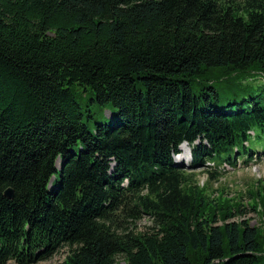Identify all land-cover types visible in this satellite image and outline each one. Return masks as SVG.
Returning a JSON list of instances; mask_svg holds the SVG:
<instances>
[{"label":"trees","instance_id":"16d2710c","mask_svg":"<svg viewBox=\"0 0 264 264\" xmlns=\"http://www.w3.org/2000/svg\"><path fill=\"white\" fill-rule=\"evenodd\" d=\"M253 75L264 0H0V264H264V187L252 224L173 157L253 155L264 82L236 80Z\"/></svg>","mask_w":264,"mask_h":264},{"label":"rangeland","instance_id":"374dc122","mask_svg":"<svg viewBox=\"0 0 264 264\" xmlns=\"http://www.w3.org/2000/svg\"><path fill=\"white\" fill-rule=\"evenodd\" d=\"M258 76L253 75V77H248L246 79H236L241 80L243 85H252L253 83L264 82L262 77L255 78ZM246 87V86H242ZM257 94V93H256ZM95 96L84 92L83 95L79 96L77 94L78 101L85 110H90L86 112V115L92 113V118L96 122L104 124H114L115 116L117 115L118 108L115 107L112 103L99 104L97 100H92ZM86 119V118H85ZM258 142L261 144L264 143V138H257ZM184 152L181 151L179 157L176 159H188L190 162V151L191 148L187 146H181ZM256 147L263 152L264 148H261L259 144L256 143ZM254 155V154H253ZM264 155V154H263ZM262 157V155H261ZM254 158L251 159V162ZM254 167H251L252 163L242 162L237 168H231L229 171L222 172L223 174L219 179L213 178L211 171L215 170L214 166L209 165H199L197 168L192 169L194 173V181L197 182L200 186L205 187L207 192L212 195V197H219L223 195L227 198L232 199H241L242 203L246 204V209L249 210V216L252 217L251 223H256L259 219L258 214L251 209L249 202L251 203L250 192L255 193L256 191H263L264 187V158H258ZM153 226L152 221L144 216L137 221V230L146 231L151 229ZM66 248L58 251L54 256L52 255L48 259L40 260L34 264H58L64 257ZM6 264H18L14 260L8 261ZM122 264H125L122 262Z\"/></svg>","mask_w":264,"mask_h":264},{"label":"water","instance_id":"95a60500","mask_svg":"<svg viewBox=\"0 0 264 264\" xmlns=\"http://www.w3.org/2000/svg\"><path fill=\"white\" fill-rule=\"evenodd\" d=\"M5 194H6V196L12 197V196H13V190H12L11 188H8V189L5 191Z\"/></svg>","mask_w":264,"mask_h":264}]
</instances>
